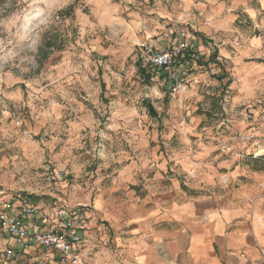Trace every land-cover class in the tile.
Listing matches in <instances>:
<instances>
[{
	"label": "rangeland",
	"instance_id": "obj_1",
	"mask_svg": "<svg viewBox=\"0 0 264 264\" xmlns=\"http://www.w3.org/2000/svg\"><path fill=\"white\" fill-rule=\"evenodd\" d=\"M242 1L0 0V202L33 205L51 224L84 205L87 230L107 231L173 188L205 195L260 176L264 194V3L251 21ZM229 11L239 31L216 30ZM182 29L202 45L178 76V64L167 78L142 67L140 44L170 46ZM232 159L239 173L212 183ZM89 244L83 264H106ZM34 263L63 264L40 247L19 253Z\"/></svg>",
	"mask_w": 264,
	"mask_h": 264
},
{
	"label": "crops",
	"instance_id": "obj_2",
	"mask_svg": "<svg viewBox=\"0 0 264 264\" xmlns=\"http://www.w3.org/2000/svg\"><path fill=\"white\" fill-rule=\"evenodd\" d=\"M230 1L243 4L242 0ZM263 1L261 4L260 0H250V3L244 0L249 9H242L241 14L253 21L254 5L259 2L262 6ZM238 16L232 11L223 13L215 21V29L239 31L234 27L238 26L235 23ZM192 39L190 47L196 51L202 43L200 39ZM177 64L176 76L184 63ZM236 162L238 159L218 163L207 174L212 183L218 170L222 169L231 178L239 173L238 167L230 171ZM258 178L261 177L256 176L253 184L212 190L205 195L182 194L174 188L160 192L157 197L163 202L143 207L141 216L125 222L113 219L107 231L92 221L90 229L87 230V225L83 230L82 237L90 243L88 246L105 253L106 264H264V194L256 183ZM107 243L109 250L106 251L103 246ZM95 261L104 262L102 258Z\"/></svg>",
	"mask_w": 264,
	"mask_h": 264
},
{
	"label": "built area",
	"instance_id": "obj_3",
	"mask_svg": "<svg viewBox=\"0 0 264 264\" xmlns=\"http://www.w3.org/2000/svg\"><path fill=\"white\" fill-rule=\"evenodd\" d=\"M189 40L188 30L182 29L176 42L170 46L159 49L148 42L140 44L142 67L153 71L161 69L172 76L175 65L184 53L187 52L186 56L193 55ZM176 88H181L180 82L175 83L173 89ZM84 207L77 205L71 209L65 207L56 210V222L51 224L47 214L33 205H19L15 209L10 202H0V231L11 242L1 250V260L5 264H17L19 253L35 246L56 253L60 263L83 264L80 244L86 228ZM31 221H36L34 228Z\"/></svg>",
	"mask_w": 264,
	"mask_h": 264
},
{
	"label": "trees",
	"instance_id": "obj_4",
	"mask_svg": "<svg viewBox=\"0 0 264 264\" xmlns=\"http://www.w3.org/2000/svg\"><path fill=\"white\" fill-rule=\"evenodd\" d=\"M186 58H187V57H186ZM149 112H150V113H155L152 107H149Z\"/></svg>",
	"mask_w": 264,
	"mask_h": 264
}]
</instances>
